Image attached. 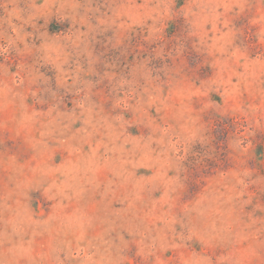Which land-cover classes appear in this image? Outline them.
Segmentation results:
<instances>
[{
  "label": "rangeland",
  "instance_id": "obj_1",
  "mask_svg": "<svg viewBox=\"0 0 264 264\" xmlns=\"http://www.w3.org/2000/svg\"><path fill=\"white\" fill-rule=\"evenodd\" d=\"M0 264H264V0H0Z\"/></svg>",
  "mask_w": 264,
  "mask_h": 264
}]
</instances>
